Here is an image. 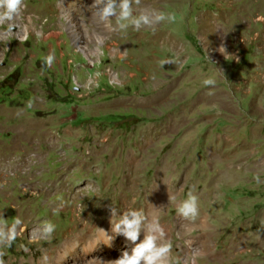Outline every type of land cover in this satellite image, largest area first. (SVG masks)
<instances>
[{"label": "rangeland", "instance_id": "rangeland-1", "mask_svg": "<svg viewBox=\"0 0 264 264\" xmlns=\"http://www.w3.org/2000/svg\"><path fill=\"white\" fill-rule=\"evenodd\" d=\"M94 4L23 0L0 24V264H59L66 243L63 264H111L135 245L112 232L121 254L90 255L78 235L159 181L169 264H264V0H131L127 20Z\"/></svg>", "mask_w": 264, "mask_h": 264}, {"label": "clouds", "instance_id": "clouds-1", "mask_svg": "<svg viewBox=\"0 0 264 264\" xmlns=\"http://www.w3.org/2000/svg\"><path fill=\"white\" fill-rule=\"evenodd\" d=\"M131 0H95L96 5H103L98 9L102 19L116 16L119 13V20H127L131 16ZM139 3V0H137ZM23 0H0V24L8 23L14 19L19 13ZM166 18L163 12L154 13V19L147 15H141L133 20V24L139 28L141 25L161 22ZM122 28L126 25L121 24ZM52 57L49 56L47 63L50 65ZM204 86L214 84L212 79H205ZM169 199L172 197L169 195ZM197 196L191 191L187 194V198L183 200L177 207V213L185 218L195 217L198 214ZM111 215L112 232L116 235H122L126 240L135 245L131 253L124 251L121 257L111 264H169V254L171 251L170 243H161L164 237V230L156 220L148 221L143 210L128 209L122 214H118L117 209L109 206ZM17 223L19 221L17 220ZM55 231V225L51 222L45 223V232L52 234ZM108 237V242L112 239L107 233L100 229ZM141 233L143 240L140 241ZM15 237V229H11L8 233L0 230V243L11 241ZM140 241V242H138Z\"/></svg>", "mask_w": 264, "mask_h": 264}, {"label": "bare ground", "instance_id": "bare-ground-1", "mask_svg": "<svg viewBox=\"0 0 264 264\" xmlns=\"http://www.w3.org/2000/svg\"><path fill=\"white\" fill-rule=\"evenodd\" d=\"M149 5V4H148ZM69 4L67 7L65 6V9H71L73 8L72 6ZM89 7V6H88ZM146 7V6H145ZM88 9V8H87ZM151 9V8H150ZM145 10V9H144ZM152 10V9H151ZM154 10V9H153ZM142 160V158L140 159L139 157H134V159H132L130 161L131 165L135 168L139 167L140 161ZM143 161V160H142ZM141 165V164H140ZM134 168V169H135ZM139 171V170H138ZM138 173V172H137ZM134 176V175H133ZM129 177V176H128ZM128 183V182H127ZM176 191V187L172 184H167L166 181L162 182L159 181L158 183H156L154 185V187L152 188V193L147 197L146 203H145V208L143 209V212L146 216L147 219H152L156 220L159 223V218L160 216L158 215V213L160 212L159 209V203L163 200V199H169V195L172 197L173 195H175ZM138 195V194H137ZM170 200V199H169ZM168 200V201H169ZM173 200V199H172ZM167 201V200H166ZM161 205V204H160ZM163 207V204H162ZM161 208V207H160ZM110 217V216H109ZM88 220V219H87ZM185 220V219H184ZM82 221V220H80ZM79 221V222H80ZM86 221V220H85ZM84 221V222H85ZM88 222V221H87ZM89 223V222H88ZM101 224V222H98ZM106 223V222H104ZM187 223L188 220H187ZM192 223V222H191ZM203 223V222H202ZM83 224V223H82ZM110 224V223H109ZM198 224V223H197ZM103 225V224H102ZM205 225V223H204ZM202 226V225H201ZM199 227V226H198ZM101 229H103L107 235L110 237V234L112 233V228H111V224L105 225L103 227H101ZM96 231V230H95ZM75 236V235H74ZM78 241L80 244L84 245V250L86 251V254H90V255H94V254H99L102 253V251L104 250H108L110 251V253L112 254H116L119 255L121 254L120 251H122L121 246L117 243L116 239H113L111 236V240L110 242H108V237L100 231V229L98 230V232H94L93 230H85L83 232H81L78 235ZM97 238V239H96ZM115 238V237H114ZM102 241L103 242V247H99V243H97V241ZM70 242V241H69ZM65 244V243H64ZM68 243H66L65 247L64 245L62 246V248L64 247V249L66 250V253H68V250L70 247L67 246ZM119 245V246H118ZM70 246H73V243L70 244ZM62 249H56L55 254L58 253L59 257V264H63V262L66 260V253H61L59 252ZM77 249L75 247H71L70 251H76ZM82 250V252L84 251ZM129 253H131L130 251H128ZM123 253V252H122ZM71 254V253H70ZM73 254V253H72ZM83 254V253H82ZM85 254V255H86ZM105 254V253H103ZM53 256V253L51 254ZM107 255V254H106ZM77 256V255H76ZM80 256V255H79ZM78 256V257H79ZM75 257V256H74ZM90 257V256H89ZM88 258V257H87ZM106 260V263L109 264L110 261H112L111 258H107V257H103ZM53 259V258H52Z\"/></svg>", "mask_w": 264, "mask_h": 264}]
</instances>
